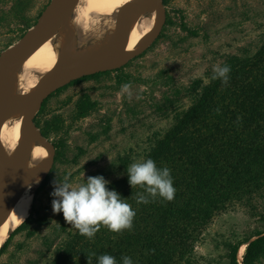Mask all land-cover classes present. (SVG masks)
<instances>
[{
	"label": "trees",
	"instance_id": "1",
	"mask_svg": "<svg viewBox=\"0 0 264 264\" xmlns=\"http://www.w3.org/2000/svg\"><path fill=\"white\" fill-rule=\"evenodd\" d=\"M31 1L14 0L9 13L11 21L19 25L18 39L34 25L43 10L34 19L27 18L25 12ZM167 2L163 0L164 5ZM168 23H172L169 17ZM182 28L187 30L184 24ZM223 64L231 68L227 85L220 79H211L213 72L207 74V82L193 80L186 89L191 99L190 106L174 116V124L155 139L143 158L153 159L158 168L171 170L176 189L174 199L167 201L157 196L155 199L150 197L147 204L137 203L136 193L143 189L130 186L127 174L130 159L118 157L126 176L110 182L107 187L116 190L136 212L132 229L114 233L101 226L94 238L89 239L72 227L67 239L53 251L48 264H88L87 255L92 252L96 257L112 255L117 264H122L123 256L130 257L133 264H198L194 249L216 216L230 206L248 204L255 198L264 199V40L253 55H228ZM122 69L111 71L117 73L118 87L130 81ZM109 73H98L71 82L49 99L70 85ZM47 102V99L43 102L34 123L43 137L51 139L56 163L64 158V137L70 126L64 125L59 114H52L40 122L39 117ZM97 105L89 95L79 96L71 113V123L97 112ZM108 129L106 124L103 133L106 134ZM53 170L36 195L53 178ZM44 220L32 209L2 245L0 256L16 233L27 232V236H31L33 231L30 227L41 225ZM60 221L64 231L65 222L63 219ZM230 237L222 240L226 264H258L264 259V231ZM243 244L247 245L239 262L237 254ZM92 264H96L95 257Z\"/></svg>",
	"mask_w": 264,
	"mask_h": 264
},
{
	"label": "rangeland",
	"instance_id": "2",
	"mask_svg": "<svg viewBox=\"0 0 264 264\" xmlns=\"http://www.w3.org/2000/svg\"><path fill=\"white\" fill-rule=\"evenodd\" d=\"M48 2L32 0L25 16L34 19ZM13 4L14 0H0V51L20 34L9 15ZM164 7L166 20L169 17L172 23L165 21L162 36L122 69L132 84L131 101L117 95L122 84L117 86L114 72L70 85L47 99L40 122L59 114L64 125L70 126L64 137V158L53 163V178L34 199L32 209L45 220L30 227L31 236L16 233L0 264H48L72 228L62 212L52 210L54 181L68 176L75 186L90 176H103L109 183L126 176L118 157L127 156L131 163L144 158L155 139L174 124V116L190 106L186 89L193 80L207 82L214 65L228 55L251 56L264 40V0H168ZM82 94L98 103V111L71 123L75 101ZM137 95L141 98L136 99ZM106 124L109 129L104 134ZM60 219L65 222L64 231ZM254 231H264V199L230 206L213 219L196 245L198 264H226L222 240ZM258 264H264V259Z\"/></svg>",
	"mask_w": 264,
	"mask_h": 264
},
{
	"label": "water",
	"instance_id": "3",
	"mask_svg": "<svg viewBox=\"0 0 264 264\" xmlns=\"http://www.w3.org/2000/svg\"><path fill=\"white\" fill-rule=\"evenodd\" d=\"M67 1H71L69 5L72 7L86 0H49L34 25L16 42L0 52V87L3 88V99L10 98L8 93L14 94L0 111V157L10 154L27 171L30 180L29 189L26 190V182L23 181L20 194L10 203L0 205V215L7 211L19 210L27 202V218L36 192L53 166L55 149L34 123L43 102L71 82L124 67L153 45L166 21L163 0H151L155 19L145 32H141L145 0H133L132 4L137 10L121 24L116 36L98 44L78 48L65 16ZM132 25L141 33L134 46L127 49L124 45L129 40L128 30ZM42 36L50 42L57 60L51 67L33 74L32 70L27 68L26 62L33 43ZM27 134L31 135L36 143L49 146L51 158L45 170L30 151L23 147Z\"/></svg>",
	"mask_w": 264,
	"mask_h": 264
},
{
	"label": "bare ground",
	"instance_id": "4",
	"mask_svg": "<svg viewBox=\"0 0 264 264\" xmlns=\"http://www.w3.org/2000/svg\"><path fill=\"white\" fill-rule=\"evenodd\" d=\"M133 0H86L70 6L71 1L66 2L65 16L67 18L76 47H86L98 44L111 36H116L121 24L128 20L137 10L132 4ZM68 6V7H67ZM155 19V11L151 0H145L144 23L141 32H145ZM138 28L132 25L128 34L129 40L125 47L130 49L140 37ZM57 60V56L45 37H40L32 45L31 54L26 62L27 68L33 74L51 67ZM13 93H8L10 98L3 99V88L0 87V111L11 100ZM23 147L30 151L33 158L39 162L43 170L47 168L51 158V150L44 143H36L31 135L27 134L23 141ZM26 182V190L29 189L30 180L27 171L21 167L18 161L5 154L0 157V205H6L14 200L21 192L22 182ZM27 202L19 210L7 211L0 215V248L18 229L27 216ZM245 245H242L237 254L241 261Z\"/></svg>",
	"mask_w": 264,
	"mask_h": 264
},
{
	"label": "clouds",
	"instance_id": "5",
	"mask_svg": "<svg viewBox=\"0 0 264 264\" xmlns=\"http://www.w3.org/2000/svg\"><path fill=\"white\" fill-rule=\"evenodd\" d=\"M212 71L211 79H220L227 85L231 71L229 65L217 63ZM117 95L120 97L126 95L131 101L132 84L130 82L122 84ZM140 98L139 95L136 96V99ZM216 112L219 113V109H216ZM127 174L128 183L132 188L139 186L143 189L142 192L136 193L137 203L147 204L150 197L155 199L157 196L167 201L174 199L176 189L173 186L171 170L167 167L158 168L153 159L147 158L131 163L127 166ZM108 183L99 175L90 176L86 183L75 186L69 182L68 176L61 182L54 181V191L51 193L54 197L53 212H62L65 222L89 239L94 238L101 226L114 233L131 230L136 212L116 190H109ZM93 257L96 258V264H117L114 256L101 254L96 257L95 252L87 255L88 264H92ZM122 264L133 262L130 257L123 256Z\"/></svg>",
	"mask_w": 264,
	"mask_h": 264
},
{
	"label": "flooded vegetation",
	"instance_id": "6",
	"mask_svg": "<svg viewBox=\"0 0 264 264\" xmlns=\"http://www.w3.org/2000/svg\"><path fill=\"white\" fill-rule=\"evenodd\" d=\"M122 68H124V67H122ZM111 72V71H110Z\"/></svg>",
	"mask_w": 264,
	"mask_h": 264
}]
</instances>
